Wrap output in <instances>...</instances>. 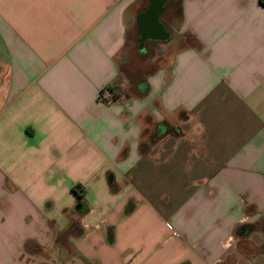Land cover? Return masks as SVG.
I'll list each match as a JSON object with an SVG mask.
<instances>
[{"label": "crops", "instance_id": "obj_1", "mask_svg": "<svg viewBox=\"0 0 264 264\" xmlns=\"http://www.w3.org/2000/svg\"><path fill=\"white\" fill-rule=\"evenodd\" d=\"M150 8L0 0V264H264V0Z\"/></svg>", "mask_w": 264, "mask_h": 264}, {"label": "water", "instance_id": "obj_2", "mask_svg": "<svg viewBox=\"0 0 264 264\" xmlns=\"http://www.w3.org/2000/svg\"><path fill=\"white\" fill-rule=\"evenodd\" d=\"M166 0H151V8L139 17L138 25L144 39L165 40L168 37L164 26L158 22L161 9Z\"/></svg>", "mask_w": 264, "mask_h": 264}, {"label": "trees", "instance_id": "obj_3", "mask_svg": "<svg viewBox=\"0 0 264 264\" xmlns=\"http://www.w3.org/2000/svg\"><path fill=\"white\" fill-rule=\"evenodd\" d=\"M72 191L75 193L77 196V205L73 209V212L76 214H79L80 216H83L88 212V207L84 201V190L81 185H77L72 188ZM78 223L73 222V224L70 226V230L68 234H72V232L77 230Z\"/></svg>", "mask_w": 264, "mask_h": 264}, {"label": "clouds", "instance_id": "obj_4", "mask_svg": "<svg viewBox=\"0 0 264 264\" xmlns=\"http://www.w3.org/2000/svg\"><path fill=\"white\" fill-rule=\"evenodd\" d=\"M128 147L130 148V153H131L132 148H131L130 145H129ZM138 149H139V144L136 145L137 154L139 155V153H138ZM122 150H123V148L121 149V151H122Z\"/></svg>", "mask_w": 264, "mask_h": 264}, {"label": "rangeland", "instance_id": "obj_5", "mask_svg": "<svg viewBox=\"0 0 264 264\" xmlns=\"http://www.w3.org/2000/svg\"><path fill=\"white\" fill-rule=\"evenodd\" d=\"M142 51H144V50H142ZM149 53H151V50H150V52Z\"/></svg>", "mask_w": 264, "mask_h": 264}]
</instances>
